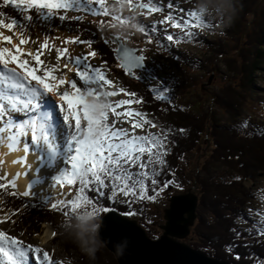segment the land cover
<instances>
[{"label": "snow or ice", "instance_id": "6c2138e0", "mask_svg": "<svg viewBox=\"0 0 264 264\" xmlns=\"http://www.w3.org/2000/svg\"><path fill=\"white\" fill-rule=\"evenodd\" d=\"M94 3H98L101 10L93 8ZM121 3L135 15H142L144 9L153 12L164 11L163 0H147V3L140 2V0H121ZM3 6H10L20 14L21 18L18 19L9 17L5 12L0 11V17L10 20L6 22V19H0V28L17 33L20 45L28 43L27 33L31 28L41 26L54 30L53 21L56 19L61 25L66 21L82 22V17L79 15L69 16L67 13L70 11L90 12L93 16L109 17V21H101L96 31L86 29L90 32V37L95 39L80 40L77 36L75 42L87 44L89 47L100 40H103L105 45H118L110 50L120 62L119 67L133 78H138L137 69L145 68L146 56L143 53L147 51V49L130 46L133 36L139 34L144 37L141 43L151 44L156 40L159 49L170 53L174 43L178 44L186 38L192 40L197 38L198 33L193 29L213 27L209 25L207 19H199L195 11L180 5L174 6L171 2L167 4V7L169 9L175 7L182 15L176 16L169 12L166 20L161 23L170 22L173 27L185 30V36L175 40L166 29L161 33L155 25H137L135 15L123 18L114 7L106 4V0H3ZM112 20L118 21L121 25L135 24L137 25L136 30L125 36H108L105 34L106 30L114 29L117 25L112 23ZM68 31H73L70 23ZM0 39L13 44V37L4 35L3 32H0ZM68 42L73 43L74 41L69 40ZM47 46V41H45L41 47ZM13 47L16 51L15 55L7 47L0 49V61L3 62V67L0 68V149L7 147L12 151H22L37 157L33 163H29L27 155L14 161V163L24 165L26 169L22 173L24 176L30 172L34 173L40 160H46L49 156L54 158L57 173L54 187L67 184L77 185V188L74 194L56 203H51L52 209L63 208L64 216L88 206H91L94 213L97 211L107 213L114 209L109 205H104V200L115 202L118 194H123L125 197L139 194L140 200H155L156 196L166 187L170 185L180 187L174 179L165 180L161 184L155 178L160 171H163L167 163L165 157L169 152V144L172 143L169 139L170 134L152 132L137 134L136 129L143 128L144 124L152 128L157 127L149 119H144L142 122L128 121L131 123V128L124 127L125 121L121 117L126 114L117 111V107L128 101H119L117 104L107 102L106 111H101L104 105L91 103L94 99L101 100L102 97L118 95L116 91L104 90L105 85L113 84V81L107 78V68L92 65L88 62L87 56L77 57L74 65L79 81L82 82L79 87L77 80L70 79L66 73H61L60 76L54 78L53 83H49L46 77H52V73L59 67V61L57 60L55 65L45 66L43 76L37 75L40 69L29 67L27 59L19 58L20 47L18 45H13ZM59 52L63 55L65 50L59 49ZM28 55H32L37 65L45 63L41 60L39 53L29 52ZM90 55L94 57L97 53L93 51ZM175 58L179 59L178 56ZM10 62L16 63L18 68L9 67ZM64 67L68 68L69 72L73 71L67 63ZM66 83L70 85V88L61 87ZM120 91L125 90L121 88ZM150 91L156 100H168L171 103L167 96V93L172 91L171 85L163 86L158 81ZM49 94L56 99H49ZM128 94L136 95L134 92ZM64 101H67L66 108L63 106ZM57 102H60L59 108H57ZM77 105L82 107L78 110ZM61 111L64 113L62 119L59 116ZM110 111L115 114V119L111 123H109ZM136 115L147 116L146 113H136ZM150 167L151 174L147 171ZM19 175L21 174H17V179ZM148 180H151L156 195H148L146 186ZM158 184L159 187H157ZM12 187L16 188L15 180L12 182ZM30 190L31 184L29 191L23 192V196L31 195ZM12 195L16 196L17 193L13 192ZM51 200L52 197L46 204ZM124 203L130 204L131 201H124ZM31 206L36 207L35 204ZM237 219L242 224H248L251 221L250 228L231 229L237 238L243 237L247 232L249 236L261 238L264 241V210L249 208L247 218L244 213H241ZM114 227L120 228L122 225L116 224ZM235 247L239 245L232 246V248ZM244 247H250V245L245 244ZM234 258L241 259L239 254ZM246 258L251 259L253 264H264V258L255 254ZM0 264H55V261L47 251L25 242L18 236L11 235L0 223Z\"/></svg>", "mask_w": 264, "mask_h": 264}, {"label": "rangeland", "instance_id": "374dc122", "mask_svg": "<svg viewBox=\"0 0 264 264\" xmlns=\"http://www.w3.org/2000/svg\"><path fill=\"white\" fill-rule=\"evenodd\" d=\"M116 2L117 0H106V4L109 7H113ZM140 2L147 3V0H140ZM169 2L173 3L174 6L180 5L182 7L195 11L196 13H198L199 19H207L209 25H213V27L193 29L194 32L198 33L197 38L195 40L186 38L178 44L174 43L171 47L170 53L167 50L159 49L157 47L156 40H154L151 44L141 43V40H143L144 37L140 36L139 34L133 36L131 43L133 45V48L135 47L140 49H147V51L143 53L146 56V70L143 72H138L136 74L137 77L142 79L151 87L156 86L157 81H164L165 84L163 86L171 85L172 91L167 94L172 97V104H177L181 107H184L186 110L195 113L196 115H200L203 117L207 116L208 118L212 116L211 113L214 112L216 115V119L217 121H219L221 126H233L237 122H243L244 125L246 123H251L252 125L264 131V65L261 67V72L258 73L256 77H254L255 91L248 100L246 106L242 109V117L241 115L240 117L238 116V118L235 119L224 117V115L220 113L217 108L213 107L212 109V103L209 104V102L206 103V106L203 109V106H201L203 101L200 100V97H203V100L205 102V100L211 98L212 95L218 93L220 87L227 84H230V86L237 88V85L239 84L238 76L234 75L233 72L228 69L227 64L234 65L233 61L236 60L238 65H242L241 51L245 48L252 47L251 35L255 33V27H257L256 25L264 19V0H238V3L236 5L237 8L241 9L249 2L251 4L250 9L252 10V12L250 15L246 14L245 20H247L248 22L244 27H242L243 25L237 24V30L239 32L237 33L235 39H232V37H227L225 36V34H230L233 32L236 22L230 27L225 26L227 23V15L224 13V11L222 10V6L219 4L215 5L212 8L208 16H205L202 13L196 11L191 5L188 4V0H163L164 11L162 12H153L149 11L148 9H144L142 10V15H135L134 13L130 12L127 7H125L119 13L123 18H127L130 15H135V22L137 25H155L158 30L161 31V33H163V30L166 29L168 33L174 36L175 40L178 37L185 36V30L173 27L170 22L161 23L162 21L166 20L169 12H172L176 16L182 15V13H180L175 7L173 9H169L167 7V4ZM256 2L257 4H259L258 6H256ZM92 7L97 9L98 11L101 10L99 9L100 5L98 3H94ZM67 14L69 16L79 15L82 17V21L88 22V20H90L92 23H96L99 26L101 21L110 20L109 17L93 16L90 12L70 11ZM238 16H242L239 11ZM0 19H4V17H0ZM7 21L9 20L6 19V22ZM111 22L117 25H121L118 21L115 20H112ZM53 24L54 30H49L47 28L37 26L35 28L29 29L27 33L28 43L25 44L26 48H28L32 54L39 53L41 60L45 62L44 64L37 65L32 56L31 58L29 57V64L36 68L39 67L40 70L37 71L38 75L43 76L45 66L55 65L58 60L59 67L55 71L56 74H52L60 76L61 73H66L64 64L70 62L74 63L77 57L83 56H87L88 62L92 65L101 67L98 62H94V60H100L99 57L97 55L94 57L90 55V53L93 52L91 47H89L87 44L75 42L77 36L80 37V40H84V38L81 37V35L73 33V31H68L69 25L67 24V22L61 25L60 21L56 19L55 21H53ZM251 24H253L254 27L252 29L254 31L253 34L252 30H249ZM0 29L2 30V28ZM207 29L212 30L213 35L208 32ZM10 33L13 37L19 36L13 30H11ZM105 34L108 36L120 35L117 33L115 28L107 29ZM69 40H72L74 42L69 43ZM220 40L223 44L227 41L229 42L228 49H225L227 50L226 53L228 54L229 60L227 59L225 61L224 57L226 56H214L213 53L202 48V45L204 44L217 43ZM45 41H47L48 46L41 47L42 45H44ZM164 42L168 43L166 41ZM4 46L7 47L8 44H5ZM112 46L114 47V44ZM59 49H64L65 53L61 55ZM243 51L247 52V49ZM171 53L180 54L183 57L187 58V60H189L190 66L186 64L184 65V67L189 70L185 72L186 78L188 80H185L186 78L184 79V76L182 75L183 68H179L166 59L160 58V56H171ZM0 66L3 67V63L0 62ZM111 68L114 69L115 65H111ZM206 68L208 69V71L204 72V69ZM74 76L78 82L77 86L79 87L82 82L79 81L77 73H75ZM116 77L118 81L121 82L120 78L117 75ZM152 77H155L156 79H151ZM128 78L131 79L129 76ZM131 80L136 81L137 79ZM105 87L106 85L104 86V90L107 91ZM117 87L119 86L117 85ZM53 98L56 99L55 97ZM101 99L105 100L106 98L102 97ZM107 102L111 103L109 99L107 100ZM61 115L63 116V114ZM114 119L115 114L110 111L109 123H111ZM117 126H119V124ZM210 145L211 141L208 135L205 137L203 144L197 150H192V152L186 155L187 158L181 167L186 174L184 176L182 174L178 176L176 181L180 185L179 188L176 187L173 191L168 192L166 187L162 193L156 196L155 200H140L138 198L139 194H137V196L128 197L123 196V194H118L115 201L122 203H124V201L135 202L137 204V207H140L143 212H146L145 215L147 218V223L152 225V229L157 228L158 230H160L162 235L163 231L161 230V226L165 224L164 211L169 208L172 196L178 194H187L190 190H193L192 192L194 194L196 193L198 195H201L199 194L200 191L198 190L196 184L198 175L207 177V179H212L213 177H215L220 180H233L234 178L240 177L238 173V171L240 172V169L238 167L235 171L226 166L224 167L219 163L215 162V164L217 165L211 163V159L209 156V153L211 151ZM238 163L239 161H237L236 166L238 165ZM206 167H209V171L203 172L202 169L205 170L207 169ZM241 170L243 169L241 168ZM248 172L252 173L254 171L249 170ZM243 174L245 173L243 172ZM188 180H192V182L189 183ZM246 185L250 189H252L257 196L251 208L264 210V173L258 176L254 182H252L251 180H247ZM9 186L12 185L8 184L7 178L3 173V170L0 168V189L4 187L12 189ZM76 188L77 185L64 184L63 186H59V189L57 188L59 190L58 194H55L53 196L51 195L50 197H52V200L48 204L46 203L50 199V194H47L45 192L44 195L45 190L42 191V195L44 198L47 197L45 198L47 201L44 200L42 196L38 198L39 200L36 199L35 196H33L32 201H41L42 203L40 202L39 204L43 205L44 203L46 204V206L51 207V203L58 202L60 199L74 194V190ZM36 190L39 189H35V191ZM39 195H41V192H39ZM56 196L58 197L56 198ZM22 200H24V197L22 198L20 195L13 196L9 193L6 194L3 199L2 196H0V223L3 224V226L10 232L11 235L18 236L25 242L31 243L34 246H37V244L39 246L41 245V247L45 248L47 252L54 254L53 259L55 262L57 261V259L61 260V264H114V260L117 261L115 255L110 252V250L105 245L101 248L100 252H98L97 259L94 261L89 260L86 256H84L76 245L72 244L71 246L74 245V247H70L69 249L65 245V229L69 228V226L75 222V218L80 215L81 212L95 214L96 212H93L91 206L80 208L77 212L69 213L67 216H64L62 214V212L64 211L63 208L46 210L45 208L41 207V213L44 217H46V219H39L41 220V224H36L33 228H30V226H27L28 224L27 221L24 220V217L21 218L25 214H23L22 216L19 215L20 212H26L25 209L21 210L20 212L18 211L22 204ZM200 206L201 205H199V208ZM44 210L47 211V213H45ZM99 213L102 222V218L106 215V213L103 211H99ZM129 218L136 219L131 216H129ZM53 219H55V221ZM48 231H50L51 233L50 237H48ZM53 233H55V235H53ZM193 240H196V236L192 231L191 236L186 240V242L192 244ZM106 255L109 258H106ZM98 260H101L102 262Z\"/></svg>", "mask_w": 264, "mask_h": 264}, {"label": "trees", "instance_id": "16d2710c", "mask_svg": "<svg viewBox=\"0 0 264 264\" xmlns=\"http://www.w3.org/2000/svg\"><path fill=\"white\" fill-rule=\"evenodd\" d=\"M1 2L3 0H0V5L2 4L0 7L1 11L5 12L9 17L20 19L18 12L10 6H3ZM250 5L248 2L241 9L237 8L242 16L237 17L233 32L225 34V36L235 39L239 32L237 30L238 25H243L242 27H244L248 22L245 20V16L246 14L250 15L252 12ZM258 5L256 2V6ZM66 22L68 25L69 23L71 24L73 33L81 35L84 39L93 38L90 37V32L86 29L96 31L99 26L90 20L88 22ZM256 26L254 33L252 30L254 28L253 24L250 25L249 30H252V34L254 33L251 35L252 47L245 48L247 52L243 51L245 49L241 51L242 65H238L236 60L233 61L234 65L227 64L228 69L238 76L239 84L237 88L227 84L220 87L218 93L212 95L205 102L203 97H200V100L203 101L201 105L203 109L206 103L209 102V104L212 103L211 108H217L224 117H230L231 119L240 117L242 109L255 91L254 77L261 72V67L264 65V19ZM207 31L213 35L212 30L207 29ZM228 44V41L223 44L220 40L217 43L204 44L202 48L210 51L214 56H226L224 57L226 61L228 54L225 49H228ZM91 47L104 62L115 65L114 71H116L126 89L131 93H136L137 98L141 100V105L156 118L158 125L161 127L165 122L166 127L160 130V134H170L169 139L172 143L169 144V152L165 157L168 163L163 168V171H160L155 177L161 184L165 180L174 179L177 181L178 176L186 174L181 168L187 158L186 155L192 150H197L208 135L211 141V151L209 153L211 163L217 165L215 164L216 162L235 171L237 167L240 169V172L238 171L240 177H237L239 179L234 178L233 180H220L215 177L207 179L204 176H197L196 184L200 191L199 194H201L199 195L201 206L199 208L198 224L193 229L196 240H193L190 245L229 264H253L251 259L246 258L252 254L264 258V241L261 238L249 236L247 232L244 233L243 237L237 238L236 234L231 231L233 228H250L251 226V221L248 224H242L237 217L244 213L247 218V209L251 208L256 200L255 192L246 185V182L247 180L254 182L258 176L264 173V131L251 123H247L248 126L246 127L243 122H237L233 126H221L214 112L211 113L212 116L209 118L207 116L203 117L177 104L168 103V100H166L167 102L156 100L150 91L151 86L147 85L142 79L137 81L129 79L127 73L119 67V62L115 58L114 52L110 50V48L115 46L105 45L103 40H100V42L94 43ZM171 54V56H160V58L166 59L179 68H183L182 75L185 79V72L189 70L184 65L190 66L189 60L180 54ZM177 56L179 59L175 58ZM207 71V68L204 69V72ZM185 80L188 79L186 78ZM181 129L185 131H180ZM237 161L239 163L236 166ZM209 167H206L207 169L205 170L202 169V171H209ZM249 170L254 172L249 173ZM151 171L152 169L149 172L150 174ZM188 181L189 183L192 182V180ZM146 186L149 196L156 195L153 191L151 180L146 182ZM159 186L158 184L157 187ZM21 202L22 204L18 211L26 210L24 213L20 212L19 215L25 214L21 218L24 217V220L27 221V226L33 228L36 224H41V220L46 219L41 213L42 206L27 200H22ZM103 203L125 216H131L136 219L141 217L139 221L152 239H158L161 236L160 230L157 228L152 229V225L147 223L146 212L137 207L135 202L128 204L105 199ZM33 204L36 207H32L31 205ZM45 209L47 210V208ZM129 212L134 214H124ZM53 220L55 221V219ZM64 241L68 249L75 245L67 238ZM72 244L74 245L71 246ZM245 244L250 245V247H244ZM233 245H239V247L232 248ZM237 254L240 255V260L234 258ZM106 258L109 257L106 255ZM98 261L102 262L101 260ZM114 264H118L116 260H114Z\"/></svg>", "mask_w": 264, "mask_h": 264}, {"label": "water", "instance_id": "95a60500", "mask_svg": "<svg viewBox=\"0 0 264 264\" xmlns=\"http://www.w3.org/2000/svg\"><path fill=\"white\" fill-rule=\"evenodd\" d=\"M144 64L146 67L145 61ZM192 191L171 199V205L165 211L166 224L161 227L164 234L159 240L151 239L137 220L116 210L110 211L101 222L100 234L104 245L115 255L119 264H229L185 242L198 219L199 197ZM116 224L122 227H114ZM121 242L126 244L123 252L118 254L115 248Z\"/></svg>", "mask_w": 264, "mask_h": 264}, {"label": "bare ground", "instance_id": "6f19581e", "mask_svg": "<svg viewBox=\"0 0 264 264\" xmlns=\"http://www.w3.org/2000/svg\"><path fill=\"white\" fill-rule=\"evenodd\" d=\"M0 32H3L4 35L12 36L10 33L11 30L2 28V30L0 29ZM5 44H8V43L3 41L2 39H0V49L4 48ZM13 45H18L21 49V55L19 58L21 60L27 59L29 61V57L31 58L32 55H28L30 50L28 48H26L25 44L24 45L19 44V36L13 37V44H8V46H7V48H9L11 50L12 54L15 55L16 51H15V48L13 47ZM0 62L3 63L2 61H0ZM67 64L69 65V67L73 68V71L69 72L68 68L64 67L66 70V74L68 75V77L70 79H74V75H75V73H77L75 70V65H74V63H71V62L67 63ZM9 67L18 68V65L16 63L10 62ZM29 67H33V66L29 64ZM38 69H39V67H38ZM53 73L56 74L55 71ZM54 74H52L51 78L46 77V79L48 80L49 83H53L54 78L58 77V75H54ZM61 87L62 88H70V85L66 83L65 85H62ZM58 105L60 107V102H58ZM63 106L67 107V101L63 102ZM81 107H82L81 105H77L78 110ZM60 114L64 115V113L62 111L59 112V116H60ZM55 115L56 114L54 113V116ZM62 117H60V118L62 119ZM25 155L28 156L29 163H33L37 158L35 155H31L29 153H24L22 151H12L7 147L0 149V168L3 170V173L5 174V176L7 178L8 184L12 185V182L15 180V182H16V188L15 189L22 196H23V192L29 191V185L31 184V190H30L31 195H29L28 197L23 196L25 198H32L34 196V192L39 191V190H40L39 192H41V196L44 200H46L45 198H47V197L44 198L42 195V191H44V190H45L44 195L46 192L47 194H50L49 197L51 195L53 196L55 194H58V192H59L58 189H59V186H61V185H57L54 187V182H55V178L57 175V173L55 172V160H54V158L49 156V158L46 160H43V159L40 160L38 162V167L36 168L35 172L34 173L30 172L27 176H24V175H22V173L26 170L24 165L14 163V161L20 159L22 156H25ZM17 174H21V175H19V179H17ZM51 179H54V180H51ZM35 189H39V190L35 191ZM57 197L58 196H56V198ZM53 198H55V197H53ZM50 199H51V197H50ZM47 234H48V237L51 236L50 231H48ZM37 246H39V245L37 244ZM39 247H41V245ZM41 248L43 250L47 251L45 248H43V247H41ZM48 253L50 254V256L53 259L54 254H52L50 252H48ZM59 263L61 264V260L57 259L55 264H59Z\"/></svg>", "mask_w": 264, "mask_h": 264}, {"label": "clouds", "instance_id": "9594fccd", "mask_svg": "<svg viewBox=\"0 0 264 264\" xmlns=\"http://www.w3.org/2000/svg\"><path fill=\"white\" fill-rule=\"evenodd\" d=\"M238 0H188V4L191 5L196 11L208 16L212 8L219 4L222 6V10L227 15L226 27L232 26L237 17L238 9L236 7ZM114 9L120 12L126 7L121 0H117L114 4ZM137 25L135 24H124L116 25L115 29L121 36L128 35L136 30ZM92 104L104 105L105 107L101 111L107 110L106 100H92ZM101 217L99 211L95 214H89L81 212L75 218V222L65 229V237L74 243L80 250V252L86 256L89 260H96L97 254L100 252L101 248L104 246L101 234ZM126 242H121L116 245V252L122 253L124 250Z\"/></svg>", "mask_w": 264, "mask_h": 264}]
</instances>
